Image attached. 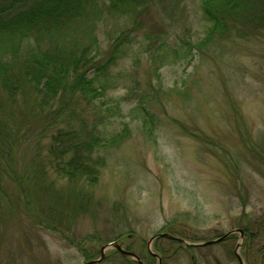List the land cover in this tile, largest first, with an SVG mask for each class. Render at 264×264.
Wrapping results in <instances>:
<instances>
[{
	"label": "rangeland",
	"instance_id": "rangeland-1",
	"mask_svg": "<svg viewBox=\"0 0 264 264\" xmlns=\"http://www.w3.org/2000/svg\"><path fill=\"white\" fill-rule=\"evenodd\" d=\"M200 5L148 0L136 23L129 19L136 37L111 67V86L96 102L111 115L99 135L117 140L95 151L103 160L97 181L55 182L77 200L55 230L32 224L28 213L4 219L0 264H81L84 248L97 256L107 241L126 244L129 233L138 253L155 233L205 241L242 226L261 229L258 243L264 244V25L248 28L252 34L245 38L197 48L207 27ZM127 21L107 16L97 22L101 56ZM162 39L165 53L157 46ZM143 97L156 115L152 130L134 109ZM125 123L127 135L116 136ZM238 240L235 234L223 244L182 248L167 264H192L199 252L222 261L227 250L234 255ZM156 245L170 242L158 238L151 249Z\"/></svg>",
	"mask_w": 264,
	"mask_h": 264
},
{
	"label": "trees",
	"instance_id": "trees-1",
	"mask_svg": "<svg viewBox=\"0 0 264 264\" xmlns=\"http://www.w3.org/2000/svg\"><path fill=\"white\" fill-rule=\"evenodd\" d=\"M146 2L0 0V228L18 211L55 230L77 205L55 182L97 181L103 160L95 151L117 140L99 135L111 115L96 102L111 86V67L136 37L129 19L136 23ZM200 7L207 27L197 48L245 38L252 34L248 28L264 25V0H201ZM107 16L128 21L101 56L97 22ZM164 45L162 39L157 46L165 53ZM134 109L152 130L156 115L144 97ZM125 125L116 136L127 135Z\"/></svg>",
	"mask_w": 264,
	"mask_h": 264
},
{
	"label": "flooded vegetation",
	"instance_id": "flooded-vegetation-1",
	"mask_svg": "<svg viewBox=\"0 0 264 264\" xmlns=\"http://www.w3.org/2000/svg\"><path fill=\"white\" fill-rule=\"evenodd\" d=\"M264 221V218H263ZM261 224L259 226L264 225V222L260 221ZM165 233L169 237L165 236H157L158 234ZM155 233L152 235L145 245L144 253H138L134 251L133 245L134 241L132 238V234H127V243L125 244L124 239H117L107 241L102 244L98 249V255L96 254V249L84 248L83 251L87 252V256L84 262H89L92 260L100 259L97 263L91 264H101L103 262L113 263L120 262V264H140L137 259L133 258L130 254L124 255L120 252L118 248L112 246H106L110 243H116L122 249L129 251V253L136 254L142 264H167V261L173 257H178V252L182 248L187 249H200L203 247H209L218 243H225L231 240L235 234H238L239 240L236 242L234 247V255H229L227 253L222 255L223 259L219 258V256L211 254L208 252L207 254L199 252L200 255L192 254V264H200L201 260L204 259L205 264H264V244H259L258 242L261 239L260 233H262L261 229H258L256 233H251L248 226L236 227L227 230L225 233L216 236L215 238H210L205 241L196 240L192 242H188L185 240V237L173 232H161ZM260 235V236H259ZM252 237H255L254 239ZM158 238H165L170 242V246H155V249H151L154 241ZM184 241L188 242L189 245H186ZM210 242V243H206ZM174 247H173V245ZM237 251V254H236ZM120 259V260H118ZM82 262V263H84ZM155 262V263H154ZM81 263V264H82Z\"/></svg>",
	"mask_w": 264,
	"mask_h": 264
},
{
	"label": "water",
	"instance_id": "water-1",
	"mask_svg": "<svg viewBox=\"0 0 264 264\" xmlns=\"http://www.w3.org/2000/svg\"><path fill=\"white\" fill-rule=\"evenodd\" d=\"M157 236H165V237H169V236H168L167 234H165V233L158 234ZM184 243H185L186 245H189L188 242H186V241H184ZM206 243H210V242H206ZM106 246H112V247L118 248L122 254H124V255H129V254H130L133 258L137 259L138 262H140V264H142L140 258H139L136 254L131 253V252L129 253V251H126V250L122 249V248H121L119 245H117L116 243H110V244H108V245H106ZM236 254H237V251H236ZM100 259H101V258L96 259V260H92V261H89V262H84V263H82V264H91V263H94V262L97 263V262L100 261Z\"/></svg>",
	"mask_w": 264,
	"mask_h": 264
}]
</instances>
